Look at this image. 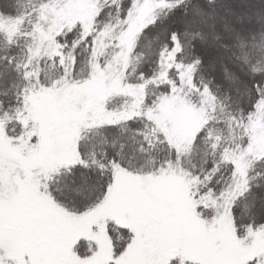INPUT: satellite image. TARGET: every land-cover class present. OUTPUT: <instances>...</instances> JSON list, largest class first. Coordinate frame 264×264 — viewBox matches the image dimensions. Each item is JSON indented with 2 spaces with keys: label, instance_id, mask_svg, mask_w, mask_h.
<instances>
[{
  "label": "snow or ice",
  "instance_id": "snow-or-ice-1",
  "mask_svg": "<svg viewBox=\"0 0 264 264\" xmlns=\"http://www.w3.org/2000/svg\"><path fill=\"white\" fill-rule=\"evenodd\" d=\"M0 264H264V0H0Z\"/></svg>",
  "mask_w": 264,
  "mask_h": 264
}]
</instances>
